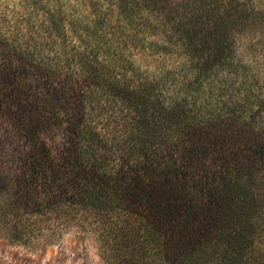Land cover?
I'll return each mask as SVG.
<instances>
[{"label": "trees", "instance_id": "trees-1", "mask_svg": "<svg viewBox=\"0 0 264 264\" xmlns=\"http://www.w3.org/2000/svg\"><path fill=\"white\" fill-rule=\"evenodd\" d=\"M63 227L264 264V0H0V229Z\"/></svg>", "mask_w": 264, "mask_h": 264}, {"label": "rangeland", "instance_id": "rangeland-1", "mask_svg": "<svg viewBox=\"0 0 264 264\" xmlns=\"http://www.w3.org/2000/svg\"><path fill=\"white\" fill-rule=\"evenodd\" d=\"M42 230L27 243L8 239L0 229V264H107L96 237L79 227H63L57 236Z\"/></svg>", "mask_w": 264, "mask_h": 264}]
</instances>
